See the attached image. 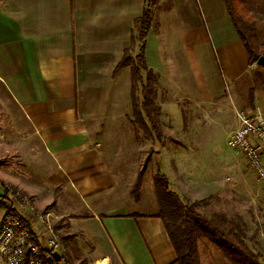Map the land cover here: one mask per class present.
<instances>
[{"label":"crops","instance_id":"0c3cea01","mask_svg":"<svg viewBox=\"0 0 264 264\" xmlns=\"http://www.w3.org/2000/svg\"><path fill=\"white\" fill-rule=\"evenodd\" d=\"M145 1L0 0V225L5 211L15 208L44 240L43 225L15 194L28 195L54 215L60 264H67L66 255L71 264H178L156 215V192L153 210H144V186L135 192L137 182L127 179L121 160L137 140L128 117L131 68L119 64ZM257 28L264 44V17ZM184 48L202 57L209 49L211 71L222 81L256 77L246 110L264 114V67L251 62L225 0H159L153 6L145 59L159 75L161 93L169 94L176 73L189 86L171 54L182 55ZM195 70L193 79L210 71L201 74L197 64ZM189 88L185 93L195 100ZM221 95L212 92L203 104L222 107L212 103ZM0 264H6L1 254Z\"/></svg>","mask_w":264,"mask_h":264},{"label":"rangeland","instance_id":"374dc122","mask_svg":"<svg viewBox=\"0 0 264 264\" xmlns=\"http://www.w3.org/2000/svg\"><path fill=\"white\" fill-rule=\"evenodd\" d=\"M243 2L251 14L259 12L262 13L261 19L264 17V0ZM138 33L136 28L135 38L125 52L135 62L139 48ZM259 34L262 43V33ZM171 54L174 55V62L182 68H177V72L186 75L187 84L195 88L198 97L191 100L185 93V90H190L189 86H185L184 79L177 73L173 84L169 86V94L165 90L161 93L159 84L157 100L161 106V121L164 123L162 141L146 133L141 125L135 126L131 122L132 118L138 119L132 107L128 117L135 127L134 140L137 141L133 147H125L127 149L122 152L126 154V157L121 158L125 163V171L127 168L125 175L128 180L133 178L136 182L140 178L144 186L141 203L144 210H153L156 192L154 178L160 169L168 177L171 190L185 201L197 200L200 211L206 214L222 212L229 216H242L247 224L249 245L264 255L263 184L249 167L245 156L233 152L227 145L228 133L238 125L235 110L247 109L250 100L248 92L255 88L256 77L246 76L245 82L222 81L218 72L211 71L213 57L209 49L204 57L189 54L187 48H184L182 55ZM196 64L199 68L201 66V74L202 70L209 68L208 75L193 79L191 74L196 73ZM145 73L142 71L144 77ZM205 81L208 83L206 86ZM133 85L136 99L140 103L143 98L141 83ZM220 91V99L216 97L212 103L222 102V107L218 104H203V97H212V92ZM151 191L153 194H150ZM159 206L158 200V211ZM200 252L203 264H229L217 246L205 238L200 240ZM87 257L84 255L83 258ZM86 259H80V263ZM87 262L88 259L84 264Z\"/></svg>","mask_w":264,"mask_h":264},{"label":"trees","instance_id":"16d2710c","mask_svg":"<svg viewBox=\"0 0 264 264\" xmlns=\"http://www.w3.org/2000/svg\"><path fill=\"white\" fill-rule=\"evenodd\" d=\"M244 0H225L229 15L246 46L250 60L257 63L264 55V44L258 34V20L262 13L251 14ZM159 0H146L141 16L137 20L139 48L136 60L124 55L119 67L130 66L132 83H141L142 100L136 99L132 84L133 114L138 119H131L135 125H141L146 133L162 141L163 124L161 121V106L158 103L159 75L146 64V38L152 24L153 6ZM135 36H133V39ZM145 71V77L142 74ZM159 86V87H158ZM137 128V127H136ZM140 180V178H139ZM137 181L135 192L141 181ZM159 211L157 216L164 221L170 240L176 251L178 264H202L200 240L205 238L212 242L228 259L230 264H264L263 252L257 251L248 243L247 224L240 215L229 216L222 212L206 214L198 209L199 202L185 201L175 191L171 190L168 177L160 169L154 178ZM67 264L71 259L66 255Z\"/></svg>","mask_w":264,"mask_h":264},{"label":"built area","instance_id":"2783aa9c","mask_svg":"<svg viewBox=\"0 0 264 264\" xmlns=\"http://www.w3.org/2000/svg\"><path fill=\"white\" fill-rule=\"evenodd\" d=\"M238 125L228 133L227 145L245 156L264 188V114L259 108L236 110ZM22 209L32 210L45 229L44 240L37 237L31 223L15 208H8L0 225V254L6 264H60L62 238L52 212L36 208L28 195L15 194ZM17 198V199H18ZM62 258V257H61Z\"/></svg>","mask_w":264,"mask_h":264},{"label":"water","instance_id":"95a60500","mask_svg":"<svg viewBox=\"0 0 264 264\" xmlns=\"http://www.w3.org/2000/svg\"><path fill=\"white\" fill-rule=\"evenodd\" d=\"M257 64L264 67V55H261L259 57V59L257 60ZM55 257H56L57 260L61 259L60 254L58 252L55 253Z\"/></svg>","mask_w":264,"mask_h":264},{"label":"bare ground","instance_id":"6f19581e","mask_svg":"<svg viewBox=\"0 0 264 264\" xmlns=\"http://www.w3.org/2000/svg\"><path fill=\"white\" fill-rule=\"evenodd\" d=\"M61 260V259H60Z\"/></svg>","mask_w":264,"mask_h":264}]
</instances>
